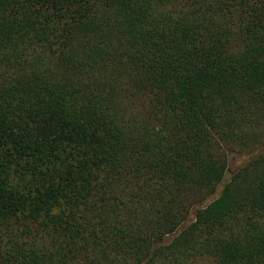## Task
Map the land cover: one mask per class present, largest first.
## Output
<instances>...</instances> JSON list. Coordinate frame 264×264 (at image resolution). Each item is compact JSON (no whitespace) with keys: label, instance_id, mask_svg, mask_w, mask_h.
Wrapping results in <instances>:
<instances>
[{"label":"trees","instance_id":"obj_1","mask_svg":"<svg viewBox=\"0 0 264 264\" xmlns=\"http://www.w3.org/2000/svg\"><path fill=\"white\" fill-rule=\"evenodd\" d=\"M0 264H264V0H0Z\"/></svg>","mask_w":264,"mask_h":264}]
</instances>
